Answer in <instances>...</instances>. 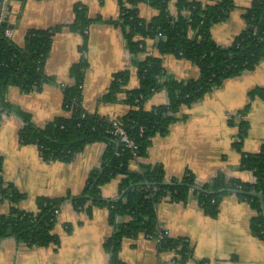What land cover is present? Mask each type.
I'll list each match as a JSON object with an SVG mask.
<instances>
[{"label": "crops", "instance_id": "obj_1", "mask_svg": "<svg viewBox=\"0 0 264 264\" xmlns=\"http://www.w3.org/2000/svg\"><path fill=\"white\" fill-rule=\"evenodd\" d=\"M9 0L7 21L13 27L11 38L23 44L28 29L45 28L70 23L74 19L75 3L88 7L93 21L88 26L86 54L88 65L84 72L82 104L91 112L106 116L126 114L130 105L125 95L117 101L104 102L102 95L112 81L114 72L128 68V89L139 85L137 67L130 63L121 28L110 18H117L120 4L117 0ZM204 3L215 0H200ZM253 0H234L233 10L227 19L213 24L212 34L221 45H229L234 38L249 29L243 12ZM171 12L177 7L170 0ZM140 14L150 20L157 10L147 3L140 4ZM100 17L101 20L94 18ZM82 35L68 26L54 36L44 71L56 79L41 90L24 92L17 85L7 89V99L31 113L35 124L42 126L49 120L69 115L62 104L61 84H72L71 66L80 60ZM147 52L161 56L166 71L178 79L199 77L198 67L187 58L174 54H161L153 40L146 41ZM264 85V59L252 70L226 79L219 87L205 94L192 106L182 108L183 120L174 121L165 135H156L146 157L134 159L130 167L137 170L141 162L163 165L166 180L179 178L190 169L198 185L209 182L220 172L227 179L240 178L254 182L252 170L240 167L241 150L233 147L240 130L239 111L248 103L250 108L243 116L249 128L243 139L242 150L259 152L264 140V99H250L248 92ZM165 91L155 93L146 103L148 108L164 103ZM233 119V123L230 120ZM21 118L4 114L0 124V154L4 157L2 175L26 196L18 202L20 208L37 211V196L61 197L70 192H82L89 170L98 166L105 143H87L72 161H46L34 144H23L19 139ZM120 178L104 184V198L119 197ZM216 215L204 212L195 195L187 202H173L163 198L156 206L157 226L172 238L189 239L193 255L180 261L178 252L158 247V240L143 232L136 237H125L119 250L126 264H198L205 259L209 264H264V239L257 237L250 225L256 214L247 200L227 194L221 200ZM8 200L0 201V212L11 209ZM108 222V207L94 206L90 212L78 211L70 201L60 209L53 232L58 240L47 245H30L15 236L0 241V264H109L110 253L105 249L106 240L113 233Z\"/></svg>", "mask_w": 264, "mask_h": 264}, {"label": "trees", "instance_id": "obj_2", "mask_svg": "<svg viewBox=\"0 0 264 264\" xmlns=\"http://www.w3.org/2000/svg\"><path fill=\"white\" fill-rule=\"evenodd\" d=\"M120 13L108 21L121 28L130 53V63L137 67L139 85L128 89V68L114 72L112 81L101 100L117 101L124 94V102L130 105L126 114L114 119L127 130L136 148L132 149L119 141L115 133L113 117L89 111L82 104L84 72L88 65L86 54L88 26L93 21L86 4L75 3L74 19L70 23L28 29L23 44L16 43L5 35L0 26V124L4 114L14 113L22 120L19 139L23 144H34L46 161H72L87 143H105L98 166L87 174L85 186L78 195L70 192L61 197L37 196V211L19 207L18 202L26 194L4 180L2 171L4 157L0 154V201L6 199L12 205L8 213L0 212V241L15 236L30 245H47L58 238L53 232L57 220L56 210L65 201H70L78 211L90 212L94 206L108 207V222L113 233L104 246L110 253L109 264H126L120 257V247L125 237H136L143 232L158 240L161 252L175 250L180 261L193 255L189 239L172 238L157 226L156 206L167 198L173 202H187L190 194L196 196L204 212L216 215L223 196L235 194L247 200L256 214L250 219L253 233L264 239V213L261 200L248 192L264 195V140L259 152L242 150L243 139L248 132V122L243 116L250 108L248 103L239 111L242 116L233 147L241 150L240 167L252 170L254 182L240 178L227 179L223 172L216 173L209 182L201 185L205 191L194 188L198 185L194 173L187 169L181 177L166 180L163 165L141 162L139 169L132 170L134 151L140 157L148 155V148L156 135H165L170 125L183 120L180 114L185 106H192L205 94L219 87L226 79L254 69L264 59V0H253L243 12L249 29L238 34L229 45L219 44L212 34L213 24L227 19L234 7V0H215L204 3L200 0H174L177 14L171 12L170 0H117ZM145 2L157 10L150 20L140 14V3ZM101 20L100 17L94 18ZM64 26L78 31L83 42L81 58L71 66L72 84H64L62 104L69 115H60L39 126L31 113L7 99V89L17 85L24 92L41 90L47 83H56L44 71L54 36ZM153 40L161 54H174L191 60L199 69V77L178 79L168 73L162 57L147 52L146 41ZM165 91L164 103L150 108L146 103L151 97ZM249 98L264 99V85L255 86L248 92ZM233 123V119L230 120ZM120 178L121 197L104 198V184ZM224 189L223 191H219ZM241 190L234 193L231 190ZM162 238H159L160 235ZM198 264H209L202 259Z\"/></svg>", "mask_w": 264, "mask_h": 264}, {"label": "built area", "instance_id": "obj_3", "mask_svg": "<svg viewBox=\"0 0 264 264\" xmlns=\"http://www.w3.org/2000/svg\"><path fill=\"white\" fill-rule=\"evenodd\" d=\"M8 2L9 0H0V26L4 25V30H5V35L7 37H11L12 33H13V27L12 25L7 21L6 19V15H7V11H8ZM64 84H61V88L63 90V86ZM115 116L112 118L113 122H114V126H115V133H117L119 135V141L121 143H123L125 146L135 149V143L134 141L129 137L128 132L125 128H123L116 119H114ZM135 159L139 158L140 156L138 155L137 152H133ZM60 210H56L55 212L59 213ZM165 233H167L165 231ZM163 235L161 234L159 238H162Z\"/></svg>", "mask_w": 264, "mask_h": 264}, {"label": "water", "instance_id": "obj_4", "mask_svg": "<svg viewBox=\"0 0 264 264\" xmlns=\"http://www.w3.org/2000/svg\"><path fill=\"white\" fill-rule=\"evenodd\" d=\"M194 188L195 189H197V190H199V191H205V189H203L200 185H194ZM224 189H221V190H219V191H223ZM228 190H231L232 192H234V193H237V192H242L241 190H239V189H237V190H233V189H228ZM249 194H252V195H256L258 198H259V200H261V205H262V211H263V213H264V195H263V193H261V192H248ZM122 195V194H121ZM119 197H121V196H119Z\"/></svg>", "mask_w": 264, "mask_h": 264}, {"label": "rangeland", "instance_id": "obj_5", "mask_svg": "<svg viewBox=\"0 0 264 264\" xmlns=\"http://www.w3.org/2000/svg\"><path fill=\"white\" fill-rule=\"evenodd\" d=\"M105 2H107V0L105 1ZM142 3H145V2H142ZM141 4V3H140ZM151 54V53H150Z\"/></svg>", "mask_w": 264, "mask_h": 264}]
</instances>
